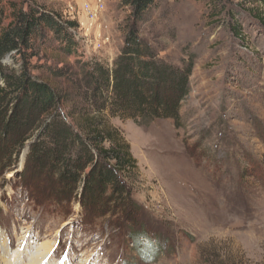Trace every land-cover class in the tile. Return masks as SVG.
Returning <instances> with one entry per match:
<instances>
[{"label": "rangeland", "instance_id": "1", "mask_svg": "<svg viewBox=\"0 0 264 264\" xmlns=\"http://www.w3.org/2000/svg\"><path fill=\"white\" fill-rule=\"evenodd\" d=\"M95 1L40 0L78 24L71 53L56 41L39 45L38 58L51 69L44 77L60 90H75L82 62L95 54L111 66L123 45L131 7L100 0L91 20L83 7ZM223 7L238 14L246 45L234 39L225 15L213 12ZM257 15L264 6L250 0H159L140 37L166 62L182 66L192 57L194 66L180 126L171 119L111 121L137 161L130 200L143 213L141 238H129L123 217L88 222L75 203L62 214L49 206L55 203L28 199L20 183L23 149L14 164L0 162L6 260L18 251L26 264L36 242H45L46 264H264V29Z\"/></svg>", "mask_w": 264, "mask_h": 264}, {"label": "trees", "instance_id": "2", "mask_svg": "<svg viewBox=\"0 0 264 264\" xmlns=\"http://www.w3.org/2000/svg\"><path fill=\"white\" fill-rule=\"evenodd\" d=\"M250 1L264 6V0ZM158 3L119 0L131 7L119 54L111 66L98 54L82 62L84 71L71 92L44 77L51 69L40 62L39 45L56 41L58 50L71 53L77 22L40 0H0L1 164H14L25 149L26 172L20 183L28 199L55 203L49 206L61 207L62 214L75 203L88 222L123 217L127 223L121 224L134 242L144 232L138 228L141 208L130 200L138 165L123 131L111 121L147 125L171 119L180 126L194 66L192 57L182 66L166 62L140 37V25ZM213 12L223 13L234 39L246 45L238 14L225 7ZM257 21L264 29V16L257 15Z\"/></svg>", "mask_w": 264, "mask_h": 264}, {"label": "bare ground", "instance_id": "3", "mask_svg": "<svg viewBox=\"0 0 264 264\" xmlns=\"http://www.w3.org/2000/svg\"><path fill=\"white\" fill-rule=\"evenodd\" d=\"M24 236V235H23ZM1 240V239H0ZM0 264H19V257L17 256L18 251L15 252L14 254V259L13 261H9L8 259L6 260L4 254L6 252L5 250V242H1L0 244ZM27 249V248H26ZM49 248H47V245L45 242H36L35 250L30 251L28 253L29 258L31 259L30 261H27L26 264H46L48 262L47 257L49 254ZM7 256V255H6Z\"/></svg>", "mask_w": 264, "mask_h": 264}, {"label": "built area", "instance_id": "4", "mask_svg": "<svg viewBox=\"0 0 264 264\" xmlns=\"http://www.w3.org/2000/svg\"><path fill=\"white\" fill-rule=\"evenodd\" d=\"M102 8H103V4L100 2V0H98V2L95 1V8L91 7L88 4H85L83 7V10L86 12L88 17L92 20L96 17L97 10L100 11ZM86 28H87V25H86Z\"/></svg>", "mask_w": 264, "mask_h": 264}]
</instances>
